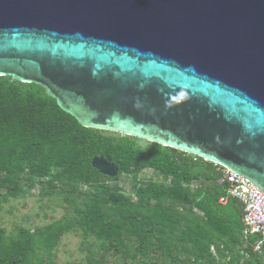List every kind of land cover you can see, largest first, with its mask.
I'll use <instances>...</instances> for the list:
<instances>
[{
    "label": "water",
    "instance_id": "obj_1",
    "mask_svg": "<svg viewBox=\"0 0 264 264\" xmlns=\"http://www.w3.org/2000/svg\"><path fill=\"white\" fill-rule=\"evenodd\" d=\"M0 77L264 193V0H0Z\"/></svg>",
    "mask_w": 264,
    "mask_h": 264
},
{
    "label": "trees",
    "instance_id": "obj_2",
    "mask_svg": "<svg viewBox=\"0 0 264 264\" xmlns=\"http://www.w3.org/2000/svg\"><path fill=\"white\" fill-rule=\"evenodd\" d=\"M117 165L114 178L91 166ZM151 170L158 180H140ZM133 185L125 193L120 179ZM223 180V181H221ZM37 188L63 213L44 227L0 225V264H52L60 239H80L83 264H264L260 236L227 197L222 168L175 149L80 126L34 84L0 77V213Z\"/></svg>",
    "mask_w": 264,
    "mask_h": 264
},
{
    "label": "rangeland",
    "instance_id": "obj_3",
    "mask_svg": "<svg viewBox=\"0 0 264 264\" xmlns=\"http://www.w3.org/2000/svg\"><path fill=\"white\" fill-rule=\"evenodd\" d=\"M140 180H158V177L151 170H144L139 175ZM133 182L130 177L124 176L120 179V186L125 193L130 192ZM62 209L57 201L41 200L37 188L26 195L16 199H9L2 205L0 213V225L7 231L14 227L32 229L44 227L53 220L62 216ZM80 239L70 232L64 235L54 250L52 264H83V254L79 251Z\"/></svg>",
    "mask_w": 264,
    "mask_h": 264
},
{
    "label": "built area",
    "instance_id": "obj_4",
    "mask_svg": "<svg viewBox=\"0 0 264 264\" xmlns=\"http://www.w3.org/2000/svg\"><path fill=\"white\" fill-rule=\"evenodd\" d=\"M222 172L228 188L227 197L220 198L219 203L224 205L227 199L232 197L242 204L244 210L242 222L245 231L250 235L260 236L259 241L254 246V251L259 252L264 246V193L236 173L226 168H222Z\"/></svg>",
    "mask_w": 264,
    "mask_h": 264
}]
</instances>
